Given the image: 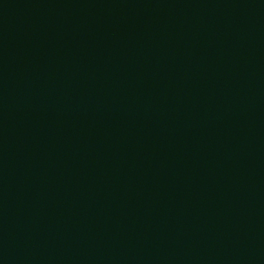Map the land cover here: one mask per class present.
<instances>
[{
	"label": "water",
	"instance_id": "1",
	"mask_svg": "<svg viewBox=\"0 0 264 264\" xmlns=\"http://www.w3.org/2000/svg\"><path fill=\"white\" fill-rule=\"evenodd\" d=\"M0 264H264V0H0Z\"/></svg>",
	"mask_w": 264,
	"mask_h": 264
}]
</instances>
